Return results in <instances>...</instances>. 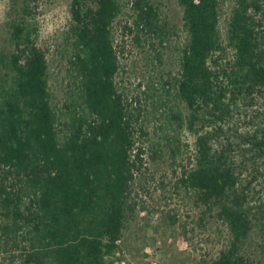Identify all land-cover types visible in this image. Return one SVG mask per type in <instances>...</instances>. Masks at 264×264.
Here are the masks:
<instances>
[{
  "label": "trees",
  "instance_id": "16d2710c",
  "mask_svg": "<svg viewBox=\"0 0 264 264\" xmlns=\"http://www.w3.org/2000/svg\"><path fill=\"white\" fill-rule=\"evenodd\" d=\"M34 2L13 0L10 46L0 49V264H116L108 258L145 209L140 192L154 177L147 160L166 154L175 162L183 124L194 141L178 182L229 234L210 264H252L243 250L252 225L234 155L242 135L229 118L238 99L264 97V0H237L226 44L222 0H177L186 36L168 98L155 101L148 91L128 98L117 83L113 28L121 0H71L61 105L32 22ZM130 3L137 42L142 34L162 47L178 29L150 0ZM169 96L185 105V117ZM244 137L263 150L257 135Z\"/></svg>",
  "mask_w": 264,
  "mask_h": 264
},
{
  "label": "rangeland",
  "instance_id": "374dc122",
  "mask_svg": "<svg viewBox=\"0 0 264 264\" xmlns=\"http://www.w3.org/2000/svg\"><path fill=\"white\" fill-rule=\"evenodd\" d=\"M130 1L121 0L124 7L113 28L120 61L117 83L128 98L142 96L143 91L153 94L150 101L158 100L162 95L168 98L166 89L176 75L178 48L186 36L181 27L182 9L177 0H150L170 27L178 26L160 47L157 39L142 34L140 42L135 39ZM70 2L35 0L33 5L32 22L37 28L38 43L46 53L48 80L58 105L64 100L68 82L65 37L70 22ZM236 3L237 0L221 2L219 29L224 44ZM12 6L13 0H0V49L10 46ZM158 50L162 52L160 59L156 56ZM231 55L232 50L227 48L225 58L229 60ZM169 98V105H175L174 108L185 117V105H177L171 96ZM237 106L229 118V125L242 135L235 140L239 144L234 149L235 165L240 172L239 192H244L252 225L243 250L252 259V264H264V147L258 150L244 137L249 133L264 140L261 134L264 130V97L247 104L238 99ZM148 119L151 126L152 115ZM178 131L182 154L175 162L166 154L153 162L147 160L149 173L154 177L146 184V190L140 192L145 209L138 211L128 224L117 251L108 260L116 264H210L227 245L226 225L205 213L204 206L196 203L194 193L178 182L182 169L191 165L189 157L194 141L186 124Z\"/></svg>",
  "mask_w": 264,
  "mask_h": 264
}]
</instances>
